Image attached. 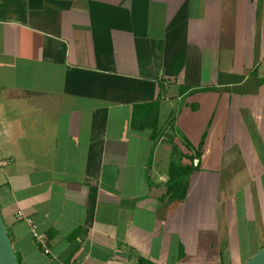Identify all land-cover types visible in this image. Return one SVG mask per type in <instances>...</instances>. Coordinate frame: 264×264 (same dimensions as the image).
<instances>
[{"label": "crops", "instance_id": "1", "mask_svg": "<svg viewBox=\"0 0 264 264\" xmlns=\"http://www.w3.org/2000/svg\"><path fill=\"white\" fill-rule=\"evenodd\" d=\"M0 162L19 264H244L264 246V0H0ZM172 164L195 169L182 201Z\"/></svg>", "mask_w": 264, "mask_h": 264}, {"label": "water", "instance_id": "2", "mask_svg": "<svg viewBox=\"0 0 264 264\" xmlns=\"http://www.w3.org/2000/svg\"><path fill=\"white\" fill-rule=\"evenodd\" d=\"M0 264H19L0 213ZM244 264H264V246Z\"/></svg>", "mask_w": 264, "mask_h": 264}, {"label": "trees", "instance_id": "3", "mask_svg": "<svg viewBox=\"0 0 264 264\" xmlns=\"http://www.w3.org/2000/svg\"><path fill=\"white\" fill-rule=\"evenodd\" d=\"M194 167H178L176 164L171 165L170 170V180L169 184L171 191L174 192L176 196H180V201L184 200L187 192V179L190 177L194 171ZM136 264H154L148 259L138 257Z\"/></svg>", "mask_w": 264, "mask_h": 264}, {"label": "built area", "instance_id": "4", "mask_svg": "<svg viewBox=\"0 0 264 264\" xmlns=\"http://www.w3.org/2000/svg\"><path fill=\"white\" fill-rule=\"evenodd\" d=\"M198 163V161H194V164L196 165ZM0 166H4V162H0ZM20 216V215H19ZM28 223L30 224L31 226V232H32V235H33V238L35 239V241L37 243H39L43 249H44V252L45 253H49V250L46 246V238L44 235H41V234H38L37 231H36V226L34 225L33 221L32 220H29L28 219Z\"/></svg>", "mask_w": 264, "mask_h": 264}, {"label": "rangeland", "instance_id": "5", "mask_svg": "<svg viewBox=\"0 0 264 264\" xmlns=\"http://www.w3.org/2000/svg\"><path fill=\"white\" fill-rule=\"evenodd\" d=\"M177 138H178L179 140H181V138H180V133H179V135H177Z\"/></svg>", "mask_w": 264, "mask_h": 264}]
</instances>
